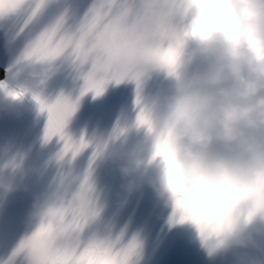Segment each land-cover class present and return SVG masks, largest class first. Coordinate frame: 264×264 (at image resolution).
I'll return each instance as SVG.
<instances>
[{"label":"clouds","instance_id":"9594fccd","mask_svg":"<svg viewBox=\"0 0 264 264\" xmlns=\"http://www.w3.org/2000/svg\"><path fill=\"white\" fill-rule=\"evenodd\" d=\"M35 4L0 0V30L23 26ZM143 8L146 20L158 21L149 43L159 52L155 70L136 83L154 91L133 102L124 127V136L139 137L138 154L107 152L122 181L117 199L146 186L167 209L169 227L190 231L209 259L233 254L234 264H261L237 250H259L264 239L246 231L264 228V0H143ZM34 47L14 88L20 100L44 95L71 68L70 58L49 59L43 37ZM15 191L0 175V193ZM88 206L79 185L58 184L33 197L27 223L63 228L72 210Z\"/></svg>","mask_w":264,"mask_h":264},{"label":"snow or ice","instance_id":"6c2138e0","mask_svg":"<svg viewBox=\"0 0 264 264\" xmlns=\"http://www.w3.org/2000/svg\"><path fill=\"white\" fill-rule=\"evenodd\" d=\"M78 11L75 0H36L23 26L9 25L0 30L11 45L24 44L6 74L11 71L14 77L21 76L23 64L35 54L37 37L50 43L49 59L70 58V69L75 74L73 84L79 87L76 99L63 92L52 101L44 95L30 98L39 113L47 116L43 143L55 140L60 145L56 154V161L61 165L59 184H76L89 194L87 209L72 210L63 228L51 224L35 226L31 235L20 242L3 264H130L140 247L135 236L125 242L123 231L114 237L101 238L91 230L101 213L92 178L96 161L106 151L109 141L93 142L84 136L75 140L64 130L77 110L80 98L92 93L95 99L110 83L117 86L125 82L132 84L134 104H141L144 90L136 81L155 70L152 58L159 49L151 46L149 41L158 21L145 19L143 0H93L73 27L69 21ZM0 92L13 100H20L24 95L22 91L9 88L7 80L0 81ZM125 132L126 129L117 126L110 140ZM86 152L89 155L85 165L77 174L73 166ZM65 164L67 170H64ZM18 166L15 160L5 165Z\"/></svg>","mask_w":264,"mask_h":264}]
</instances>
